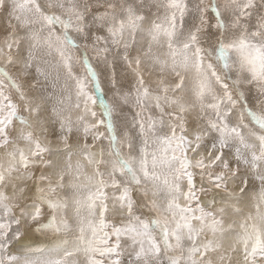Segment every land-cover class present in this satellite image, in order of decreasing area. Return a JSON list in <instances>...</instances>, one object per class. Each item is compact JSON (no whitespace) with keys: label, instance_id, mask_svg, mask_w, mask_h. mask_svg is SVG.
<instances>
[{"label":"snow or ice","instance_id":"1","mask_svg":"<svg viewBox=\"0 0 264 264\" xmlns=\"http://www.w3.org/2000/svg\"><path fill=\"white\" fill-rule=\"evenodd\" d=\"M0 264H264V0H0Z\"/></svg>","mask_w":264,"mask_h":264}]
</instances>
